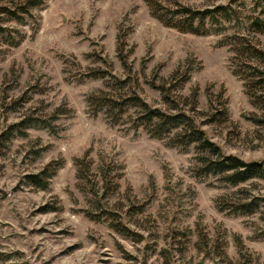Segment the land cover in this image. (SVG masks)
<instances>
[{
    "label": "rangeland",
    "instance_id": "1",
    "mask_svg": "<svg viewBox=\"0 0 264 264\" xmlns=\"http://www.w3.org/2000/svg\"><path fill=\"white\" fill-rule=\"evenodd\" d=\"M25 1L0 0V264H264V179L232 186L218 175L197 177L196 153L133 129V108L114 125L87 103L100 91H131L117 56L124 41L147 102L162 106L146 83L155 74L188 72L179 92L198 89L207 136L225 154L264 161V123L246 118L264 117L246 85L264 72V26L255 24L264 20V0H155L160 15L180 23L172 13L179 5L225 7L220 24L204 21L206 34L165 25L149 0H44L23 23L1 12ZM251 48L260 53L251 56ZM93 70L128 83L110 89L109 76ZM224 102L227 118L210 122ZM30 118L50 126L5 134ZM56 160L47 189L30 183L26 175ZM89 164L80 181L78 169ZM253 201L254 211H235ZM117 222L135 236L116 232Z\"/></svg>",
    "mask_w": 264,
    "mask_h": 264
},
{
    "label": "trees",
    "instance_id": "2",
    "mask_svg": "<svg viewBox=\"0 0 264 264\" xmlns=\"http://www.w3.org/2000/svg\"><path fill=\"white\" fill-rule=\"evenodd\" d=\"M44 0H26L24 3H14L13 7H1V12L10 16L11 18L23 23L25 16L29 15L30 9L33 6L40 5ZM150 7L154 16L167 26L174 27L178 30L190 32L194 34H206L210 31L205 25L204 21L209 19L214 21L215 24H220V16H227L228 12L225 7L217 6L212 9L194 10L188 6H181L174 9L172 13L175 16L184 17L185 21L182 23L173 21V19H165L155 9L156 1L149 0ZM200 23L199 25H195ZM255 24L264 26L263 19H256ZM216 28V27H215ZM0 32L5 33L6 29L0 27ZM124 41H120L117 47V56L121 62L122 67L127 72V80L131 83V91L124 92L120 95H114L110 91H100L98 95L92 94L88 98V106L94 116L100 112L106 114L107 120L110 124H118V122H124L123 116L133 108L134 118L132 120V127L135 130L142 128L151 137L156 139H165L166 144L170 147L180 148L188 151L192 149L195 155L196 164L192 170L197 177H205L208 175L221 176V180L229 185L237 186L252 179H264V161H246L242 158L225 154L221 147L213 142L203 129L205 122H200L197 117L198 109V89H194L188 95H181L179 92L182 86L189 80V73H185L179 76L176 71L169 78H164L155 74V77L146 81L147 85L159 93L162 106H153L147 102L141 94L138 92V83L135 74H131L132 67L128 64L127 59L130 51H125ZM18 44V43H16ZM248 53L251 56H255L260 53L256 49H248ZM111 69V65H108ZM111 75H110V74ZM93 77H107L109 76L110 82H112L110 89L112 88H124L128 83L125 79H120L114 76L110 70H93ZM256 81L251 79V84L247 87V93L254 101L257 100L258 104L264 108V72L259 70L256 75ZM135 86V87H134ZM137 88V89H136ZM263 91L257 92L259 89ZM222 104V108H214V112L209 121H216L217 115H221L223 118H227V108ZM13 108V107H12ZM246 118L257 123H264V117L259 118L255 115H249ZM30 126L49 127L50 123L44 119L30 118L23 120L14 125H9L6 135L11 134L13 130H22ZM5 137V135H4ZM7 137V136H6ZM9 139V137H7ZM59 161H53L41 169L38 173H30L26 175L28 180L35 187L45 190L48 188L50 178L56 172V169L60 167ZM86 169H78V178L80 181L85 180L91 171L90 164L86 165ZM109 181L107 178H99L93 186L92 192L98 195L101 190L106 189ZM96 186H100V189ZM105 187V188H104ZM255 202L243 203L239 207H234L235 211L252 212L255 209ZM237 208V209H236ZM88 216L94 220L97 219L93 212H89ZM112 228L128 237H134V232L130 230L123 222L112 223Z\"/></svg>",
    "mask_w": 264,
    "mask_h": 264
}]
</instances>
